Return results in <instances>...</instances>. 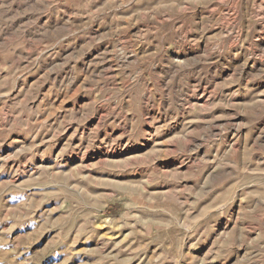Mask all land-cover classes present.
I'll use <instances>...</instances> for the list:
<instances>
[{"label": "rangeland", "instance_id": "rangeland-1", "mask_svg": "<svg viewBox=\"0 0 264 264\" xmlns=\"http://www.w3.org/2000/svg\"><path fill=\"white\" fill-rule=\"evenodd\" d=\"M0 264H264V0H0Z\"/></svg>", "mask_w": 264, "mask_h": 264}]
</instances>
